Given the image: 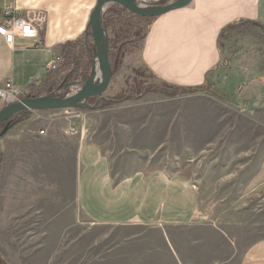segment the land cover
<instances>
[{
  "label": "rangeland",
  "instance_id": "374dc122",
  "mask_svg": "<svg viewBox=\"0 0 264 264\" xmlns=\"http://www.w3.org/2000/svg\"><path fill=\"white\" fill-rule=\"evenodd\" d=\"M147 1L163 4L172 0ZM233 28L222 38L232 49L240 41L252 44L258 38L250 27ZM125 49L132 48L112 51L111 63L119 66L107 91L92 98L94 106L73 110L82 113L80 120L90 126L89 133L94 128L92 133L115 168L129 172L165 168L193 180L199 189L193 225L203 227L166 232L162 227L134 223H93L77 202L80 170L76 144L62 142L58 152L54 146L53 156L45 158L38 181L31 186L33 208L23 205L25 193L24 198L12 201L7 199L12 192L5 196L0 192V264H172L164 240L174 235L182 240L213 241L218 239L213 229L220 230L236 243L239 252L264 238V104L237 98L247 80L237 82L232 70L216 69L205 84L192 90L168 91L154 86L139 96L145 82H160L141 65L138 49L127 56L121 54ZM233 51L226 61L231 62ZM66 75L59 73L40 92L66 96L84 84L58 90ZM231 79L235 87L228 90L224 81ZM129 95L117 103L100 105L96 100ZM34 112L53 123H63L64 132L67 130V119H51L57 117V110ZM188 250L183 249L185 253ZM198 253L188 251L187 255L197 257Z\"/></svg>",
  "mask_w": 264,
  "mask_h": 264
},
{
  "label": "crops",
  "instance_id": "0c3cea01",
  "mask_svg": "<svg viewBox=\"0 0 264 264\" xmlns=\"http://www.w3.org/2000/svg\"><path fill=\"white\" fill-rule=\"evenodd\" d=\"M97 2L0 0V23L7 6L16 7L22 13L32 10L46 13L39 39L17 37L9 44L0 35V88L7 80H12L17 87L39 92L38 95H49L40 91H44L59 73L68 74L75 60L78 62L89 55L84 46L93 41L89 22ZM111 8L117 10L119 7L111 4L108 10ZM112 14L115 20L117 12ZM149 24L142 48L136 45L139 42H134L127 44L131 50L125 49L121 54L134 55L138 49L141 65L159 81L181 88H195L205 84L214 70L227 68L228 72L232 70L236 74L237 82L247 80L238 93L239 100L264 104V0H193L186 7L153 17ZM238 25L250 27L253 35L258 33V38H254L252 44L240 41L236 49H232L233 45L228 40L224 43L222 38ZM113 28L108 29L110 34L117 31ZM232 50L231 62L226 61ZM55 55L62 61L58 70L50 71L48 68ZM75 56L81 59H75ZM234 82L233 79L224 81L225 88L232 89ZM4 106L0 99V110ZM37 115L40 116L30 110L20 114V120L11 125L0 140V192L3 195L13 193L7 199H21L25 193L23 205L27 209L33 208L31 186L38 181L37 174L44 168L45 158L53 156L54 146L58 152L62 142H72L77 147L80 170L78 206L93 223H134L162 227L166 232L190 226L203 227L193 225L199 207V189L186 174L165 168L133 172L115 168L92 133L94 128L89 133L90 126L86 121L77 120L79 132L68 135L63 123H53ZM17 193L21 195L14 196ZM213 233L218 238L213 241L182 240L171 236L164 240L165 253L173 260L172 264H264V238L251 242L239 252L236 243L223 231L213 229ZM220 248L226 249L220 251ZM183 249L195 253L202 249V253L197 257L188 256V251L185 253Z\"/></svg>",
  "mask_w": 264,
  "mask_h": 264
},
{
  "label": "water",
  "instance_id": "95a60500",
  "mask_svg": "<svg viewBox=\"0 0 264 264\" xmlns=\"http://www.w3.org/2000/svg\"><path fill=\"white\" fill-rule=\"evenodd\" d=\"M193 0H173L167 4L145 5L140 0H98L92 11L89 22V34L94 42L96 53L93 57V66L90 77L80 87V89L71 95L55 96L40 95L24 98L8 105L0 110V140L11 127L10 118L28 110H56L62 108H84L88 107V100L101 96L109 88L113 78V67L110 60L108 30L105 26V15L111 4H118L125 8L129 13L140 17H157L188 6ZM99 57L101 70L103 72L102 80L95 82L94 75L98 73ZM69 76L63 81L59 88L67 89L73 83H68Z\"/></svg>",
  "mask_w": 264,
  "mask_h": 264
},
{
  "label": "trees",
  "instance_id": "16d2710c",
  "mask_svg": "<svg viewBox=\"0 0 264 264\" xmlns=\"http://www.w3.org/2000/svg\"><path fill=\"white\" fill-rule=\"evenodd\" d=\"M163 4H167V2H163ZM119 8L115 9H109L107 11V14L104 18L105 21V26L107 30L111 27L114 26V28H117V31L115 33L111 34L108 32V41H109V51H110V56L113 54L112 51H116L117 49H122V48H127V44H132L134 42H139L140 46L139 48H142L143 43L145 42L146 36H147V31H148V26L150 25L149 23L151 22L152 18L150 17H140L137 15H133L129 13L125 8L122 6H119ZM112 12L116 13L117 12V18L115 20L112 19ZM125 25V26H124ZM113 28V31H114ZM84 51L86 53H89V55L82 60H79L78 62L75 60L76 58L81 59L78 56H75V64L73 65L74 67L72 68L71 71L66 76H69L68 78V83H85L92 71V66H93V57L96 53L95 51V45L93 41L89 42L87 47L84 46ZM119 51V50H117ZM84 66V67H83ZM119 66V65H118ZM117 62H113L112 67H113V74L115 73L116 69L118 68ZM158 80V79H157ZM159 81V80H158ZM160 83H148L145 82L143 84L145 87L143 88V92L139 93V96H141L147 89V87H154L156 86L157 89H164V90H171V89H181V87H176V86H171L166 83H163L162 81H159ZM184 90H192L194 88H183ZM132 95H129L127 97H124L122 99H115V98H108V97H101L98 102V104L103 105L104 103H117L121 100L129 99ZM133 96L135 98L138 97V95L133 93ZM98 101V98L96 99ZM93 99H89L87 102L89 104L88 107L94 106L91 102ZM96 101V102H97ZM22 113H26V111H23L12 118H10L11 125L15 124L17 121L20 120L19 115ZM1 159V158H0Z\"/></svg>",
  "mask_w": 264,
  "mask_h": 264
},
{
  "label": "built area",
  "instance_id": "2783aa9c",
  "mask_svg": "<svg viewBox=\"0 0 264 264\" xmlns=\"http://www.w3.org/2000/svg\"><path fill=\"white\" fill-rule=\"evenodd\" d=\"M173 1V0H172ZM171 2V1H170ZM141 4H149L147 0H140ZM46 23V13L44 11H26L22 13L16 7L7 6L3 9V21L0 23V35L3 36L7 43L13 44L17 37L24 39H39L41 37V32ZM62 58L55 55L52 58L51 65L48 70L56 71L60 67ZM75 86V85H72ZM81 87V86H80ZM78 89L72 93H67L66 95H71L76 93ZM59 90V89H58ZM34 91L31 89H23L17 87L12 80H7L2 88H0V99L4 101L5 105L21 101L24 98L35 96ZM60 96V95H57ZM58 111L57 117L55 118H65L69 121V125L66 134L72 135L79 132V127L76 124V119L82 118V113L73 108H62L56 109ZM37 111V110H31ZM37 117L41 118L37 115ZM41 133H44L43 131Z\"/></svg>",
  "mask_w": 264,
  "mask_h": 264
},
{
  "label": "bare ground",
  "instance_id": "6f19581e",
  "mask_svg": "<svg viewBox=\"0 0 264 264\" xmlns=\"http://www.w3.org/2000/svg\"><path fill=\"white\" fill-rule=\"evenodd\" d=\"M97 62L99 63V69L101 68L99 57H97ZM102 69V68H101ZM98 70V73L94 75L95 82H100L102 80L103 72L102 70Z\"/></svg>",
  "mask_w": 264,
  "mask_h": 264
},
{
  "label": "flooded vegetation",
  "instance_id": "af4514ba",
  "mask_svg": "<svg viewBox=\"0 0 264 264\" xmlns=\"http://www.w3.org/2000/svg\"><path fill=\"white\" fill-rule=\"evenodd\" d=\"M61 89H64V88H59V90H61Z\"/></svg>",
  "mask_w": 264,
  "mask_h": 264
}]
</instances>
